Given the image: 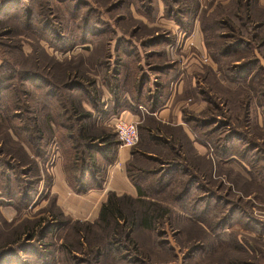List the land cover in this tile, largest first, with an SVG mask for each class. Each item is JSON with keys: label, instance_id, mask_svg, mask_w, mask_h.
<instances>
[{"label": "rangeland", "instance_id": "rangeland-1", "mask_svg": "<svg viewBox=\"0 0 264 264\" xmlns=\"http://www.w3.org/2000/svg\"><path fill=\"white\" fill-rule=\"evenodd\" d=\"M257 1L251 2L250 7L245 6L243 2V7L240 5L242 8H239L236 0H182V3L188 5L189 12L177 18L185 19L187 22L191 21V28L201 31L203 41L202 48L183 49V46L180 48L177 46L176 40L181 34H190L192 29L189 33L180 29L177 18L174 19V13H168L164 9L162 0H67L65 3H59L58 0H15L17 5L14 9L7 11L1 10V3H8L9 0H0V77L8 74L24 77L27 71H32L46 75L58 85L71 79L91 81V78H96L95 74L102 78L106 74L105 69L114 68L115 61L120 56L118 51L130 50L131 57L136 60L137 56L144 58L143 52L153 50L162 54L156 58L144 59L152 66L164 63L166 61L164 57H167L169 63L174 61L176 63L175 74L167 82L168 93L170 83L175 81L176 75L179 74L180 65H177L179 60L176 59L184 56L186 57L184 69L180 71L183 75L179 74L184 76V85L175 100L184 101L181 104L184 117L213 119L204 127L198 126V120L196 121L198 125L195 124L197 126H193V121L189 122L193 137L204 142L208 147V160L204 162L207 176L204 181L206 190L213 192H189L178 200L176 195L179 191H172L177 189L174 184L165 192L159 193L157 199L162 200L171 208L168 213L169 218L159 220L154 230H135L131 237L136 242L138 252L136 257L130 248L131 243L126 244L125 241H121L120 244L115 243L111 246L108 252H103L98 260L100 264H261L264 261V159L262 158L264 157V93L256 91L264 85L252 83L250 80L252 72L250 73L247 67L239 69V65L251 57H258L261 67H264V46L257 50L252 47L247 50V47L240 46L235 53L222 58L218 57L219 53L217 55L215 50L218 46L221 48L225 45L221 42L222 40L218 41V33L231 32L219 26L223 23L221 20H228L239 27L246 40H251V34H255L256 39L254 37L251 40L255 44L264 39V27L252 32L249 31L252 23H246L245 26L240 25L245 21L243 14L247 12V9L251 16L250 20H255L253 24L264 23V0L259 3ZM171 5L177 7V3H171ZM87 7L91 10L89 23L100 34L88 44H76L72 47L63 45L61 48L60 43L53 41L55 44L50 46L39 37L46 36L43 32L44 25L48 27L49 34L45 31L47 35L57 31V24L54 21L47 23V20L52 17L59 19L58 23H62V26L59 24L61 29L64 26V31L71 30L74 26L72 11L80 15L86 11ZM237 16L242 22L237 19ZM30 19H32L31 25L36 22L31 29L27 25ZM171 23L178 26L177 30L181 34L177 36V30L170 28ZM160 35L168 36L170 39L164 45L166 46L164 49L162 46H142V42L152 36ZM65 36L71 37L67 33ZM51 38L56 41L55 37ZM214 41H216L215 45ZM171 45L177 46L174 51H171ZM167 46L169 49H166ZM178 51H182L181 54H178ZM215 54L217 59L214 58ZM203 56L208 59L204 61ZM100 61L103 62L105 68L99 65ZM144 62L142 61L141 65L147 69V64ZM148 72L152 77L156 73L152 70ZM7 82L10 88L5 93L6 97H3L2 102L7 99L11 110L15 108V114L22 113V109L27 105L36 109L35 114L39 107L45 105L40 92L36 89V84L18 77ZM22 90L27 95H24ZM15 93L17 100L13 97ZM71 98L73 96H65L64 104L68 106ZM16 108H21V111ZM36 114L41 117L38 112ZM109 119L103 116L96 119L97 128L93 129L97 130L95 132L97 134L104 133L116 140L113 124ZM14 121L18 122L16 119ZM87 123L94 127L93 119ZM6 126L5 112L2 111L0 112V159L9 161L4 169L14 177L12 185L15 182L22 189L30 184V180L34 179L37 174L35 166L39 167L44 175L47 174L45 177L47 180L54 168L57 153L62 158L63 147H59L58 143L53 141L57 139L54 136L49 137L46 159L31 152H28L27 157L18 151L16 144L6 138L7 129L4 128ZM154 127L167 131L158 122ZM156 128L155 133H157ZM212 128L217 131L206 136L204 133ZM230 132L232 134L224 138ZM47 135H49L48 132ZM181 140L183 145L181 151L187 158L186 161L193 163L191 155L194 149L187 139L181 138ZM97 143L98 140L88 144L99 150ZM251 145H255V148H247ZM69 146L65 144L64 147L69 149ZM137 146H139V139L132 149ZM161 154L162 157L167 155L166 151ZM169 158L173 162L177 157L174 152H169ZM134 163L146 168L155 165V163L142 161ZM210 170H212L211 176L208 175ZM135 172L133 169V173ZM135 178L139 182L146 181L144 184L146 189H150L154 181L142 176H135ZM167 179L176 181L178 186L182 185L181 181H177L178 176L166 177L165 180ZM202 194L204 200L201 206L209 207L208 212L205 210V218L210 224L219 217H224L226 221L229 219L228 224L223 227L224 230L215 231L216 228H213L211 238L195 228L194 230L190 228L189 226L193 227V225L185 222L176 210L178 204L188 203ZM206 198L209 199L205 201ZM40 199V194H38L26 207L16 210L12 218L7 216L2 208L8 202L0 203V251L21 242L24 243L21 247L45 248L51 251V264L97 263L95 261L98 255L95 251L105 250L106 241H108V238H104L102 229L96 225L87 228L85 224H80L79 227L84 232L77 235L70 227H58L43 238L38 229L41 228L40 225L37 228L30 226L35 221L41 220V226L53 225L54 229L56 223L54 224V218L46 212L50 202L41 206ZM35 200L36 202L33 203ZM228 209L233 210V214L228 213ZM58 218L62 220L63 217ZM161 230L167 231L166 237L170 245L173 244L174 252L165 249L166 245L160 243L165 237ZM117 233V236L121 235L120 232ZM28 234L30 236H27ZM81 235L83 237H79ZM45 243L48 246L44 245ZM196 243L203 244L202 247L205 249L197 250L190 258L181 261V256ZM174 253L178 254L177 259ZM119 254L127 259L136 260L125 261L119 258ZM6 259L9 260V258ZM26 262L27 264H38L37 258L33 257L27 259Z\"/></svg>", "mask_w": 264, "mask_h": 264}, {"label": "trees", "instance_id": "trees-1", "mask_svg": "<svg viewBox=\"0 0 264 264\" xmlns=\"http://www.w3.org/2000/svg\"><path fill=\"white\" fill-rule=\"evenodd\" d=\"M12 1V2H11ZM15 0H9L8 3H1V10L7 11L14 9V6L17 5ZM59 3H65L67 0H58ZM151 1V0H150ZM164 2V9L169 13H174V19L181 15H185L189 12L188 5L186 3H182V0H162ZM238 7H243V2L245 6L250 7L251 2H255V0H236ZM257 1V0H256ZM174 3H177V7H173ZM242 5V7L240 6ZM246 7V8H247ZM174 8V9H173ZM149 9V8H148ZM245 9V8H244ZM82 14L77 15L75 11H72V21L73 28L70 30H65L62 23H58L57 18L52 17L47 20V23L54 21L56 25V30L51 33V35H47V26H43V32L46 36H39L43 41L47 42L50 46L55 43H60L59 47L63 48V45L72 47L74 45H85L88 44L89 41H92L99 34V31H96L89 23L90 19V8L87 7ZM191 11V9H190ZM248 12V9H247ZM245 12L243 14L245 21L242 22L240 17L237 16V19L240 20L241 26H245L246 23H252L249 27V31L257 30V28L264 27V23L259 22L258 24H253L255 21L250 20V13ZM32 14V13H31ZM54 14V12H52ZM238 14V13H237ZM15 15V14H13ZM11 15V16H13ZM178 23L180 24V29H183L187 33L191 31V21L187 22L185 19H178ZM181 18V17H180ZM176 21V20H175ZM32 19L28 20L27 25L28 28L31 29L32 25L36 22L32 23ZM39 22V21H37ZM62 22V21H61ZM220 27L227 28L230 30V33L220 32L217 35L218 41L222 40V43H225L224 47L215 49L217 51V55L219 53V58L226 57L229 54L235 53L240 46L256 49L264 46V39H261L259 43L255 44L251 40L255 37V34H251V40H246L244 36L241 34V30L239 27L231 24L228 20H221ZM60 27V28H58ZM78 29L76 32L75 30ZM201 29V27H200ZM33 30L36 31L35 28ZM46 31V32H45ZM65 33L70 34L71 37L65 36ZM49 34V33H48ZM51 37H55L56 41ZM162 38V39H161ZM216 39V40H217ZM123 42H127L124 39H121ZM53 41L55 42L53 44ZM168 36H152L150 39L142 42V46L145 47H156L162 46V49L165 48V44L169 42ZM130 44L129 42H127ZM206 43V42H205ZM216 41H214V45ZM220 44V43H219ZM117 57V61H115V66L112 69H105V75L99 79L103 83L111 96L108 100H101V87H98L96 84V78H91V81L85 80L81 81L80 79H71L70 81L65 82L62 85H58L52 81L51 78H48L46 75L29 72L27 71L24 74V77H20L14 74H8L5 77H0V112H5V118L7 120V126L4 127L6 130V138L10 139V141L16 144L18 151L28 157V152H31L35 155L41 156V158L46 159L48 156V144L50 143L49 137L54 136L57 141L53 140L55 143L57 142L59 147H63L62 149V167L64 171L65 178L68 184L72 187V189L77 192H85L91 187H99L104 179L103 171L107 164H109L114 157V149L115 145L118 144L117 140L113 141L110 139L108 143L107 151L109 152L107 155H100L99 151L92 146H89V142L91 143V139L93 138H101L104 133H95L97 130L93 128L96 127V122L93 121V126L91 124L88 125L91 119L95 120V116L100 114L105 118H110L114 115H117L122 110H130L136 111L138 106H144L147 110L153 111L163 100L167 91V82L172 78L175 74V62H168L167 57H164L166 61L164 63H160L161 65L155 64L152 66L151 63H147V69L149 71H154L156 79L154 81L155 91L153 93H148V91L142 93L144 85L146 84L145 80L142 82L137 79V75L141 72V66L133 64L132 67L125 65L123 66V76H121V70L119 68L120 61L125 58H130L136 62L135 58L131 57L130 50L122 49L119 52ZM144 59H148L151 57H159L162 53H157L153 50L143 52ZM217 55L215 54L214 58L217 59ZM264 59V57H263ZM240 64V63H239ZM238 64V65H239ZM67 66L70 64H66ZM99 65L105 68L103 62H99ZM247 67L251 73L250 80L252 83H256V85L261 84L264 85V67H261L260 61L258 57H251L246 62L239 65V69ZM251 69V70H250ZM70 70V69H68ZM254 70V71H253ZM232 71V69H231ZM68 75V74H67ZM27 76V77H26ZM76 76V75H75ZM74 76V77H75ZM24 78L25 80H29L31 83L36 84V89L40 92V96L45 101V105L39 107L37 111L38 114H34L36 109L30 108L27 105L24 109H22V113L15 114V108L11 110L8 105V101L6 99L5 102H2L3 97H6L5 93L9 90L10 85L7 81H10L12 78ZM133 79V80H132ZM260 86V85H259ZM263 89V90H262ZM256 91H261L264 93V86L259 88ZM24 95H27L25 91H21ZM129 92V99H126L125 94ZM65 96L75 98L70 99L69 105L64 104ZM13 97L17 100L16 93L13 94ZM68 100V99H67ZM84 102H87L90 105L89 109H85ZM91 105L97 114H92ZM18 108H16L17 110ZM21 111V108L18 109ZM24 114V115H22ZM18 120L16 123L14 120ZM64 119L66 121H64ZM187 120L189 122L193 121V126H197V120L199 121L200 127H204L205 124L212 122L213 119L207 118H194L188 117ZM211 120V121H210ZM73 122V123H68ZM197 124V125H195ZM102 129V128H101ZM217 129L212 128L210 131H206L204 134L206 136L215 133ZM47 132L49 135H47ZM232 132L228 133L224 138H227L228 135H231ZM108 136V135H107ZM106 136V138H107ZM52 141V140H51ZM70 142V143H69ZM65 144H69L68 147H64ZM250 145V144H249ZM81 148V150H80ZM247 148H255V145L248 146ZM89 149V151H88ZM96 149V150H95ZM78 151V152H77ZM98 152V153H97ZM85 154V155H84ZM1 158V156H0ZM264 159V157H262ZM33 163L35 161H32ZM9 164V161H1L0 159V203L9 202L13 204L17 209H21L26 207L29 203L33 201L36 196L39 181V175L37 166L36 167V176L34 179L30 180V184H27L22 189L17 186L14 182L12 185V181L14 177H12L9 173L6 172L4 166L6 167ZM16 165V164H15ZM172 168V167H171ZM171 168H169L171 170ZM264 168V167H263ZM133 169L137 172L133 173ZM168 168H164L163 172L155 178H153V182L149 191L142 190L139 181L136 180L135 176H142L144 173L140 172L132 165L127 166V175L130 180L135 184L138 189L139 195L143 197H131L129 195H116L114 192H108L107 198L105 202L101 204L98 219L92 223L88 222H79V221H71L68 217H63L61 212L55 211L51 206L46 208V212L54 219H59L58 217H63L62 220L59 219V222L56 223V226L53 229V225H46V227L41 226V220H37L30 227L38 228L40 230L41 237L44 238L46 235H50L55 229L58 227H70L72 231H74L77 235L82 234L84 230L79 227L80 224H85L87 228H90L92 225L99 226L104 232L105 237L108 238L106 241L105 250L101 251L97 249L95 252L97 256L95 264H100L99 257L103 254V252H108L111 246L115 243H121V241H125L126 244L131 243V250L134 256L138 254L136 251V242L131 237L135 230L142 229L143 230H154L156 229V225L159 220L169 218L168 213L171 211V208L166 204H163L162 200L157 199V196L162 191V189H169V184H172L174 180H165L166 177H171L169 175ZM23 169L21 170V172ZM138 174V175H137ZM250 174V173H249ZM143 177V176H142ZM144 178V177H143ZM194 176L193 182H194ZM188 179V178H187ZM181 180V186H176V191L178 194L176 198L180 200L182 196H185L187 193L195 192L194 190L189 188L190 181ZM16 180V179H14ZM20 180V179H19ZM23 180V178H22ZM176 182V181H175ZM192 182V181H191ZM37 185V186H36ZM168 185V186H167ZM193 186V185H192ZM191 186V187H192ZM172 187V185L170 186ZM193 188V187H192ZM196 188V187H195ZM202 187L198 186V192H203L199 189ZM190 189V190H189ZM204 191L208 193H212L211 190H206L204 187ZM204 192V193H205ZM144 196L149 197L144 198ZM212 197V196H211ZM153 198V199H151ZM209 198H206L207 201ZM202 200H204L203 196L200 195L196 198H193L192 201L185 203L183 205L177 206V208L186 212L191 216V218L201 219L204 222L203 225L200 224H192L195 226V230H199L202 234L207 235L211 238V233L213 228L215 231L223 229V227L228 224V220L224 217L216 219L214 223L210 224L205 216L206 211L208 212L209 207L205 205L201 206ZM210 202V201H208ZM51 204V203H50ZM188 207V208H187ZM206 210V211H205ZM230 214H233V210L228 209L227 211ZM180 214V213H179ZM245 217V216H244ZM188 218V219H191ZM220 220V221H219ZM249 220V219H248ZM70 222V223H69ZM191 223H194L193 221ZM246 223H249L246 221ZM190 228H193L189 226ZM194 230V228H193ZM224 230V229H223ZM162 234L165 235L164 240L160 243L166 245L165 249L173 251V247L170 245L169 240L166 237V231L161 230ZM192 231V230H191ZM214 231V232H215ZM117 232H120V236L116 235ZM161 234V232L159 233ZM188 234V233H187ZM185 234V235H187ZM27 236H30L29 234ZM217 236V235H216ZM79 237H83L82 235ZM134 242H133V241ZM24 243H18L14 246H8L5 249L0 251V264H27L26 260L30 257L37 258L38 264H51L52 252L43 248V249H34L32 247H24ZM48 246V244H44ZM203 244L196 243L191 245L186 254L181 256V261H185L187 258H190L191 255L197 250L203 251L205 249L202 247ZM116 249V248H115ZM72 249L70 248V251ZM174 252V251H173ZM175 259H177L178 254H173ZM119 258L125 261H135L136 259L130 260L127 259L124 255H118ZM134 257V258H135ZM6 258H9L7 260ZM25 258V259H23ZM5 259V260H4ZM142 263V262H141Z\"/></svg>", "mask_w": 264, "mask_h": 264}, {"label": "crops", "instance_id": "crops-1", "mask_svg": "<svg viewBox=\"0 0 264 264\" xmlns=\"http://www.w3.org/2000/svg\"><path fill=\"white\" fill-rule=\"evenodd\" d=\"M259 2H261V0L257 1V3ZM170 28L173 30H177L178 26L174 23H171ZM176 33L177 36L181 34V32H178V30L176 31ZM176 44L179 48L183 46V49L191 47L202 48L203 41L201 38V31L194 28L188 35L181 34L180 36H178ZM177 46L171 45V51H174V48H176ZM166 49H169V46H167ZM181 52L182 51H178V54H181ZM176 60H179V62L177 63V65H180L179 74L183 75L180 71L184 69L186 57H178V59ZM142 61H145L144 58H141L139 56H137L136 62H133L130 58H124L122 61H120L119 65L121 76H123V66L128 65L132 67L133 64H136L138 66L140 65L142 69L136 77L138 80H141L142 82H144L145 80L146 82L142 93H144L145 91H148V93H153L155 91L154 80L156 76L154 75L152 77L148 72L149 70L146 69V67L143 68V65H141ZM179 74L176 75V80L170 83L168 93L166 91L165 97L163 98L162 102L153 111H149L144 106H142L145 109L144 112L137 108L136 111L125 109L118 113V115L127 119H132L133 117L140 118V123L138 124L139 146L132 149L133 147L119 146L118 144L115 145V149L113 151L114 157L112 161L106 165L103 171L104 179L101 183V186L91 187L85 192L81 193L75 192L65 178L62 167V158L58 153L55 157L56 160L54 163V168L52 169V173L48 175L49 177L47 180H45L47 174L44 175V172L39 169V167H37L40 179L38 182L39 187L37 186L38 189L35 197L40 194V205L44 206L47 202H50L51 204L49 203V207L51 206L53 209H55V211L61 212V215L63 217H68L70 219V222L75 220L79 222L92 223L98 219L101 204L105 202L108 192H114L116 195L125 194L131 197H143L139 195L137 187L127 175V166L129 164L134 166L140 172L144 173V175L142 176L150 180H153L156 175L159 176L163 172L164 168H168V170H170L169 168L172 167L169 171V175L175 177L178 176L179 179L177 181L186 180L188 178L187 180L190 181L189 188L192 189L191 191H198V186H200L202 187V189L200 188L199 190L203 191L202 193H204V187L206 186L204 180L207 176V174L205 173L206 169L204 167V162L208 160V147L204 142H201L193 137L192 131L189 128V120L186 119L187 117L183 116V109L181 107V104L184 101L175 100V97L181 92L184 85V76H180ZM95 75L96 84L98 87H101V100L103 99L106 101L110 99L111 94L109 90L105 86H103V83L99 79V76L97 74ZM128 93L129 92L125 94L126 99H129L130 97ZM88 105L89 104L87 102H84L85 109L90 108V105ZM190 107L191 106H189V108ZM91 112L94 115L97 114L92 105ZM101 116L102 115L100 114L96 115L95 120L100 118ZM109 120H111L112 122V120H114V117ZM156 122H158L160 126L165 127L167 131L165 132L164 129L162 130V128L160 127L158 129L154 127ZM95 124L97 125V122ZM103 124L105 125V123ZM155 128V131L157 133L154 132ZM181 138L187 139L190 146H192V148L194 149V153L191 155V161H193V163H188L186 161L187 158L184 157L181 151L183 147ZM110 139L111 138H109V136H107L106 138V135L104 134L100 139H91V144L92 142L98 140L97 145L100 147L98 150L100 152L99 154L107 155L109 153L107 151V148ZM112 140L114 141L115 139L113 138ZM141 146H143V148ZM165 151L168 157H166L167 155L165 157H162L163 155L161 154V152L163 153ZM169 152H174L177 157L173 162L169 158ZM139 161L151 162L155 163V165L146 168L134 163ZM212 168L213 167H211V169ZM211 174L212 170H210L208 175L211 176ZM194 176L196 177V179L194 178L193 182L192 178ZM145 182L146 181L138 183L140 184L142 190L149 191L148 189H146V187H144ZM174 184L176 186L178 185L177 182H172V184L169 185L171 186ZM165 190L167 189H162V191ZM202 196L203 194L201 195V197ZM144 198L148 199L149 197L144 196ZM35 202L36 200L33 203ZM2 208L4 209V212L7 216H11L10 218L15 216L16 210H18L13 204H10L9 202ZM176 210L180 213V217H182L185 222H188V224L203 225V220H198L195 218L193 219L189 214L180 211L178 208H176ZM54 221L55 224L59 222V219H54ZM192 221L194 223H191ZM193 228H195L194 225Z\"/></svg>", "mask_w": 264, "mask_h": 264}, {"label": "built area", "instance_id": "built-area-1", "mask_svg": "<svg viewBox=\"0 0 264 264\" xmlns=\"http://www.w3.org/2000/svg\"><path fill=\"white\" fill-rule=\"evenodd\" d=\"M203 57H205L204 61L208 59L206 56ZM138 108L143 112L145 111L142 106H138ZM113 117L112 124L118 145L127 147L135 145L139 139L138 124L140 123V118L127 119L117 114L110 117V119ZM261 264H264V261Z\"/></svg>", "mask_w": 264, "mask_h": 264}]
</instances>
